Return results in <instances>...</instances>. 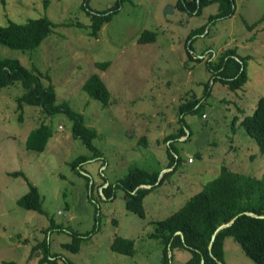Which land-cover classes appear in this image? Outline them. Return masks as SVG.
<instances>
[{
  "label": "rangeland",
  "instance_id": "obj_1",
  "mask_svg": "<svg viewBox=\"0 0 264 264\" xmlns=\"http://www.w3.org/2000/svg\"><path fill=\"white\" fill-rule=\"evenodd\" d=\"M115 1L87 0L85 7V0H0V24L42 15L54 22L37 47L0 44V57H17L48 73L57 100H66L97 132L94 152L73 134L66 113L47 115L29 104L18 108L19 80L0 89V264H38L41 252L29 254L45 237L50 251L58 252L55 264H66L65 258L74 264H161V244L150 235L157 220L201 189L222 164L262 174L264 152L241 119L264 94V21L253 24L264 12V0H234L232 14L213 20L210 15L221 10L219 0L198 12L177 5L178 0H121L98 35H89L88 9L103 10ZM145 29L152 32L142 40ZM226 47L245 57L246 79L236 88L214 79L208 63ZM106 60L104 68L96 66ZM93 72L110 90L108 105L82 88ZM207 84L210 91L201 105L181 116L180 103L201 96ZM41 122L51 135L42 149L27 147L30 130ZM181 127L185 135L173 137ZM168 148L180 160L146 193L144 214L126 208L119 180L134 165L159 171V179L169 169L164 168ZM79 155L87 159L72 165ZM14 170L24 175L9 173ZM29 182L38 188L44 212L17 204ZM69 230L82 235L78 250L62 246L72 237ZM116 236L132 238L134 252L111 249ZM189 256L188 249L173 247L171 264H186ZM223 261L255 264L231 235L224 239Z\"/></svg>",
  "mask_w": 264,
  "mask_h": 264
},
{
  "label": "trees",
  "instance_id": "obj_2",
  "mask_svg": "<svg viewBox=\"0 0 264 264\" xmlns=\"http://www.w3.org/2000/svg\"><path fill=\"white\" fill-rule=\"evenodd\" d=\"M214 0H178L177 5L185 6L189 11L198 12L200 7ZM234 0H219L221 10L210 15L209 19H216L230 15L234 12L232 7ZM121 5V0L115 1L110 7L89 12V23L87 33L97 36L104 22L108 21L112 14ZM84 6H87L85 0ZM264 21L263 14L253 23ZM80 24V23H78ZM54 22L47 16L28 18L24 22H16L8 19L6 24H0V44L20 50L37 47L52 31ZM151 30H142L140 39H145L151 34ZM200 59L199 57H197ZM245 57H241L235 47H226L218 55L217 60L212 64L208 62L213 70L212 76L231 88L239 87L246 79ZM109 60L98 61L96 66L104 68ZM19 80L23 91L16 97L17 107L23 105H37L47 115L57 112H64L72 120V132L79 137L91 150L97 152L91 140L96 135V129L85 124L82 114L73 109L66 100H57L56 91L50 75L42 72L35 66H25L17 57H0V89L4 86ZM82 88L86 93L100 100L102 105L110 102V90L102 77L97 73H91L83 82ZM210 86L207 84L204 92L199 97L187 98L180 103L179 112L197 109L201 100L209 93ZM247 133L252 136L258 144L259 149L264 152V94H262L255 105L253 112L241 119ZM51 135V129L44 122L32 128L26 138V146L29 148L42 149ZM185 135L181 127L173 133V137ZM172 134H168L165 140ZM170 150L176 152L169 142ZM169 148V161L158 179L159 171H147L144 168L131 166L128 173L119 180V184L126 192V208L139 215L144 214L143 198L151 187L159 184L162 177L171 172L180 160V156H174ZM87 159L84 155L77 156L72 165ZM12 175H24L23 171L14 170L9 172ZM143 184V185H142ZM144 184H149L145 186ZM104 191V189H103ZM106 191L110 192V185H106ZM17 204L27 209H35L44 212L42 208V196L38 188L29 182L25 193L16 200ZM234 220L218 229L212 240L211 249H208L209 242L215 229L222 223ZM53 222V220H51ZM61 227L59 224L56 226ZM95 226L84 234H90ZM69 241L62 242V246L70 250H78L81 234L74 230ZM161 244V264H171L172 248H185L190 251L186 264H224L223 243L226 236L231 235L240 245L246 255L255 264H264V168L261 176L236 171L222 164L219 172L206 181L201 189L194 192L176 210L156 221L153 231L150 233ZM115 251L133 253V239L116 236L111 244ZM41 252L38 264H55L58 260V252L50 251L49 242L46 237L38 240L32 245L29 255ZM66 264H74L65 258ZM9 263V262H6Z\"/></svg>",
  "mask_w": 264,
  "mask_h": 264
},
{
  "label": "water",
  "instance_id": "obj_3",
  "mask_svg": "<svg viewBox=\"0 0 264 264\" xmlns=\"http://www.w3.org/2000/svg\"><path fill=\"white\" fill-rule=\"evenodd\" d=\"M170 8H171V6H168V7L166 8L165 12L169 11ZM234 218H235V217H233L231 220H229V221L226 222V223H222V224H220V225L215 229L214 233L212 234V237H211V240H210V242H209V245H208V249H209V250L211 249V246H212V240H213V238H214V235H215L216 231H217L218 229H220L221 227L230 224V223L234 220ZM201 264H204V258H203V257L201 258Z\"/></svg>",
  "mask_w": 264,
  "mask_h": 264
},
{
  "label": "crops",
  "instance_id": "obj_4",
  "mask_svg": "<svg viewBox=\"0 0 264 264\" xmlns=\"http://www.w3.org/2000/svg\"><path fill=\"white\" fill-rule=\"evenodd\" d=\"M186 129L188 130V128L186 127ZM184 136V135H183Z\"/></svg>",
  "mask_w": 264,
  "mask_h": 264
}]
</instances>
